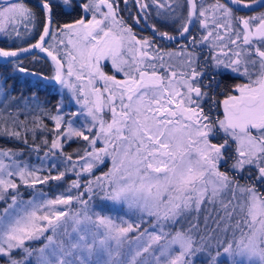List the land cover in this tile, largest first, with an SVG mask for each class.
<instances>
[{"label": "snow or ice", "instance_id": "snow-or-ice-1", "mask_svg": "<svg viewBox=\"0 0 264 264\" xmlns=\"http://www.w3.org/2000/svg\"><path fill=\"white\" fill-rule=\"evenodd\" d=\"M119 2L78 0L76 7L82 8L85 15L90 13L91 19L81 17L60 25L55 21L53 6L72 8V0H40L39 12L43 16L38 40L27 47H0V62L10 65L13 72L39 75L41 79L45 77L25 67L21 57L37 49L46 53L54 65L55 75L51 79L68 88L76 103L82 105L80 113L70 114H62L61 106L57 105L53 114L31 103L34 96L11 95L7 78L0 81V139L28 146V133H32L31 151L38 154L41 147L45 149L43 157L37 155L41 161L37 166L19 158L23 156L22 149L0 148V201L6 197L11 200L0 210V262L33 264L35 258V264H138L141 252L159 245L153 254L154 264H189L186 258L198 250L193 235L197 226L185 229L181 225L175 232L164 229L181 224L190 210L199 209L205 200L213 201L227 190L233 193L237 204L232 212L226 211L228 222L222 230L227 232L231 228L232 239L218 242L217 249L222 248L223 253L217 250L209 260L218 264L221 255H230L233 264H237V256L247 258V264H264V194L255 187L264 185V12L249 17L235 14L237 6L251 8L258 0L248 3L245 0L212 3L134 0L140 14L134 17L137 23L148 20L150 7L156 9L157 23L149 25L153 35L139 39L118 16ZM260 3L264 4V0ZM36 20L37 10L26 0L0 3V33L5 36L12 32L21 36L18 26L23 27L25 34L30 33L32 29L28 25L32 24L34 29ZM197 21L203 29H210L199 40L191 35V26ZM173 25L174 35L165 30ZM58 36L66 37L67 41L60 39L57 43ZM213 36L221 42L225 36H234L235 39L229 38L228 45L236 47V51L231 47L224 51L227 45H212L220 49L212 56L214 70L248 80L234 85L239 95H229L223 101L224 119L215 120L210 115L211 107L208 113L203 107L205 99L215 103L212 97L215 76L205 83L203 77L207 73L197 70L198 54L188 50ZM157 39L181 41L180 51H165L156 46ZM58 45L64 46L62 55L58 54ZM150 52L155 55L150 57ZM165 56L169 61L179 58V67L185 70H171L177 65L166 63ZM102 60H110L114 72L122 73L124 79H117L116 74L108 75ZM73 76L78 82L86 80L87 92L83 84L77 87L69 79ZM96 82H103L102 88L95 87ZM84 109L85 121L77 127L76 121ZM106 110L111 113L110 122L104 118ZM37 111L50 119L54 127L42 125L41 117L34 115ZM40 127L53 134L50 142L45 137L40 144L35 143V132ZM73 138L86 142L87 146L65 152ZM230 142L236 145L234 156L230 154ZM98 143L103 146L97 147ZM105 156L112 158V169L95 181L89 180L86 191L93 194L95 186L98 189L95 195L103 200L126 203L130 209L154 216L160 226L159 234L147 229L140 233V237L147 236V244L134 253L123 252V242L129 233L139 231L140 222L116 223L109 216L91 212L92 195L84 200L83 193L75 197L70 194L72 189L80 188L81 174L91 173L95 165L104 162ZM229 159L233 161L230 169L221 171L220 166ZM60 164L65 169L52 175ZM44 171L48 174L41 175ZM68 172H73L77 179L64 194L47 198L46 193L39 191L28 200L21 198V186L35 190L38 185L62 181ZM245 172L252 185L239 183L236 174L243 178ZM74 201L82 206L81 211L69 213L59 208L70 207ZM68 219L73 221L78 238L65 245L55 237ZM84 221L92 226L91 241L79 235L80 229L75 227ZM48 232L52 234L46 235ZM41 238L46 240L42 247L26 246V242Z\"/></svg>", "mask_w": 264, "mask_h": 264}, {"label": "trees", "instance_id": "trees-1", "mask_svg": "<svg viewBox=\"0 0 264 264\" xmlns=\"http://www.w3.org/2000/svg\"><path fill=\"white\" fill-rule=\"evenodd\" d=\"M212 1L213 0H207V3H212ZM246 1H249V0H246ZM77 2L78 0H72V5H73L72 8H64L59 4H54L53 13L55 15V21L59 22L60 24H63V22L73 21L74 18H77L78 16L80 17L81 13L83 14L84 11L82 10V8L76 7ZM79 2L82 3L83 0H79ZM181 2H183V0H181ZM26 3L30 7L37 10V20L35 21V25H36L35 28L33 29L32 24H29L28 27L29 29H32V31L28 34H25L23 27L18 26L19 31L21 32V36L17 37L14 32H12L10 36H5V35L1 36L0 37V47L14 49L15 47L26 46L28 43H31L32 39L34 38L33 36L34 34L39 37V34L42 32L43 14L39 12L40 0H26ZM103 10H106V9H103ZM148 11L151 13V15L149 16L147 21L150 22L151 24L157 23L156 16H155V11H156L155 7L154 6L150 7ZM186 12H187V9L185 8L184 9L185 15H186ZM138 15L140 14L137 12V6L134 3V0H127V4L124 3V0H120L118 16L123 18L125 24L131 27L132 31L135 30L136 25H137V22L135 21L134 17ZM167 31L171 33L174 32L173 30H167ZM152 35L153 34L151 31V28H149L148 36L151 37ZM158 42L159 40L157 39L156 44ZM170 46L171 44L167 48L163 47V49L167 51V49ZM3 65L4 64L0 62V81H2L4 78H7V83L9 86H11V89H10L11 95H14V96L23 95L25 98L34 96L36 102L33 103V101H31V103L39 104L42 109L51 110L53 114L56 113V106L58 104L57 103L58 99L55 96V94L50 93L47 90L43 91L41 90V88L31 86V84L28 83V77H27L28 75L23 74V78H22L19 73L13 72L9 68H4ZM230 80H231V76L227 74L225 76L226 84L230 85L229 84ZM34 115L41 117L42 125L47 126V128L54 127V123L50 119L43 117L40 112L37 111L34 113ZM20 119H24L23 116H21ZM41 121H38V123H40ZM29 127H32L31 120L29 121ZM45 137L50 142L51 139L53 138V134L51 132L46 131L43 127L37 128L35 132V143L40 144L41 140ZM73 140L76 141L77 139L73 138ZM32 142H33L32 133H28V146H25L24 144L19 143L18 141H14V140L10 141L8 139H0V148L22 149L23 156L19 158L28 160L29 163L39 166L41 161L37 158V155H39L40 157H43L45 149L41 147V150L38 154L31 151ZM77 142L79 144H75L71 142L70 145L65 148V152H72L74 149L83 148L87 146L86 143H84V141L82 140H78ZM80 155H83L82 151L80 152ZM73 159L74 160L76 159L75 155L73 156ZM106 165H107L106 162L95 165L93 167L92 172L88 173L89 176H86L84 175V173H82L80 176V185H81L80 188L72 189L70 194L77 196L79 193H83L84 195L82 198L84 200H88L89 195H92V199L89 201V207L91 209V212L96 211L100 215L109 216L116 223H120L121 220L127 221V217L130 215H133L134 213L127 212V214L125 213L123 214L125 210L123 209L124 205H112L109 200H103L100 196L95 195V192L98 191V189H96L95 186H94L93 194H89L85 189V185L87 184L89 180L95 181V178L97 176H100L101 173L105 171ZM47 166H48L47 162H45V168H47ZM68 167H71V165H68ZM227 168L230 169V167H227ZM64 169H65V165L60 164L58 169L52 172V175H55L57 174L58 171H63ZM76 171L77 172L80 171L79 164L76 165ZM248 171L254 172L253 169H249ZM47 174H48L47 171H44L41 173V175H47ZM244 176H247V172H245ZM76 179L77 177L73 172H68L67 176L64 178L65 180L64 183L62 181H50L48 184H45L42 186L38 185L35 190L25 187V186H21L19 191L21 193V198H23L24 200L30 199L33 196L34 192H39V191L46 193L47 198H52L50 196L56 194L57 193L56 190L58 192L61 191L63 193L69 188L71 182ZM239 182L241 183L244 182L246 184V183H250L253 181H249V180L244 181L243 179H240ZM10 202L11 200L9 197H6L5 200L0 201V210L4 209L7 206V204ZM66 207L67 208H65V210L69 211V213L81 211V208H82V206L78 202H75V201L72 203L70 207L69 206H66ZM200 212L202 211L198 212L197 219L198 217H202L203 213H200ZM136 215L137 214H134L133 217H135ZM138 218L141 224L146 223V221L151 222V219L148 216L145 218L144 215L142 214L138 215ZM93 219H95V217H93ZM209 221L215 222L214 220H210V219ZM75 227L80 229L79 235H85L86 238L89 241H91L92 226L90 223H88L87 221H84L80 225H75ZM66 228H67V234H64L65 228H62L61 230L58 231L59 235L55 237L60 240H63L65 245L75 242L76 239L78 238V233L76 231H73L74 224L72 220L70 224L68 223ZM209 228H213V225L210 224L208 226V230ZM167 230L170 231L171 229L168 228ZM200 232H201L200 234L207 233V231H204V230H200ZM46 235H50V232H48ZM216 235L218 236L217 238L211 239L209 240V242L205 244L198 241V239L195 240L198 250L192 255H190L189 257H187L186 259L188 261H192L193 264H211L209 260V256L210 255L215 256L217 250L221 252L222 248L217 249V244L220 241H224L229 236L227 232L223 231L222 228L220 227ZM138 236H140V234L135 235L133 232L129 233L127 239L124 240L123 242L122 251L125 253H128L129 251H131L134 253L135 251L140 250V248H142L143 246H146V243L143 242L142 240H136V237ZM162 242L164 241H161L160 243L162 244ZM44 243H46V240L44 238H41L40 240H37V241L26 242V246H29L32 248H39V247H42ZM158 247L159 245H153L151 248H149L147 252H141V255L137 257L138 264H154L153 254L156 253V250ZM227 260L228 259L226 256L221 255V257L218 260V264H228ZM0 264H3V262H0ZM33 264H35V258H33Z\"/></svg>", "mask_w": 264, "mask_h": 264}, {"label": "flooded vegetation", "instance_id": "flooded-vegetation-1", "mask_svg": "<svg viewBox=\"0 0 264 264\" xmlns=\"http://www.w3.org/2000/svg\"><path fill=\"white\" fill-rule=\"evenodd\" d=\"M246 2H249V1H246ZM259 9L260 10H254V11H250V12L237 10L235 12V14L237 16H241V17L257 16L260 13H262V11L264 10V4H262L259 7ZM81 17H85L86 19H91V14L89 13V14L85 15V13H83V14L81 13L80 17L78 16L77 18H74L73 21L63 22V24L64 23H72L75 20L80 19ZM57 23L60 24L59 22H57ZM196 23H194L191 26V35L195 36L196 39L199 40L201 38V36L206 35L207 31L210 29H207V30L203 29L200 24H198V23L196 24ZM60 25H62V24H60ZM149 25H151L150 22L141 19L140 22L137 23L136 28L133 31V33L136 34L138 39L141 37H150V36H148V29L150 28ZM173 27H174V25L168 27L165 30H173ZM172 34L174 35L175 33L172 32ZM220 34L222 36L224 35L223 30H220ZM33 36H34V38L32 39L31 43H35L36 40L39 38L35 34ZM60 39H65V41H67L66 37L58 36L56 42L58 43V41ZM233 39H235V38H233ZM226 40H227V42H226ZM183 42L187 43L186 40ZM31 43H28L26 46H22V47H27ZM180 43H181V41H179V40H177L175 42H166V41L159 40V42L156 44V46H159L161 48H163V47L167 48L171 44V46L167 49V51H172L174 49L179 50L180 49V47H179ZM221 43H223L224 45H227V47L224 48V51H228L229 47H231L233 49V51H236L235 46L228 45V36H227V38H224V40L222 42L216 41L214 36H213V37H210L209 40L207 42H204L202 45H198L195 48L189 47V49H188V50L194 51L198 54L197 70L198 71H204L205 73H207V75H205L203 77V81L205 83H207L213 76H215V80L213 81V90H212V97H213V100L215 101V103H213L212 100H208V99H205L203 101V107H204V110L206 113H208L209 108L211 107L210 115L213 117L214 120L216 118L224 119L223 101L229 95H235V96L239 95V92L234 89V85L248 83V80L246 77L239 76V77L234 78V74H232L230 72H224V71L216 72L214 70L212 56H213V54L218 53L220 51V49H219V47L214 48L212 45L213 44L219 45ZM240 43H241V41H237V44H240ZM58 47H59V53L58 54L62 55L63 51H64V46L58 45ZM15 48H17V47H15ZM154 55H155V53H151V52L149 53L150 57L154 56ZM33 56L38 57V59L33 60L32 59ZM129 56H130V54H129ZM21 60L23 62V65L25 67H27L30 71H35V72L41 73L43 75V77H52L55 74L53 62L43 52H40V50H38V49L32 51L29 54H25L24 56L21 57ZM153 62L157 63V66L159 67L158 62H156V61H153ZM169 62L172 63L171 61H169ZM169 62H166V63H169ZM101 65L103 67V70L108 75L116 74L117 79H124V76L122 73L117 74L114 72V70L112 69L110 60H102ZM176 65H177V67H175L171 70H174L177 72L185 70V69H182L181 67H179L178 63ZM76 66H78V64ZM3 67L9 68L11 71H13L12 67L8 64H4ZM66 67H67V65L65 64V68ZM19 74L23 78V74L22 73H19ZM160 74H162V75L164 74L163 70H161ZM227 74H229L231 76V80L229 82L230 85L226 84V82H225V76ZM27 77H28V83L31 84V86H33V87L35 86L37 88H41V90H43V91L47 90L48 92L55 94V96L58 99L57 105H59L61 103L60 105H61V107H63L62 113H68V111H66V109H65L67 106V103L66 104L62 103V102L59 103V98H61L62 101L65 102L68 92H69L68 93V99H72L73 102H75V104H74L75 109H73V111H75L77 113L81 112L82 105L76 103V97L72 94V92L70 90H68V88L62 87L58 82L55 84H53L51 82H45L44 83L42 81V79L40 78V76H34V78H31L30 76H27ZM253 79H255V77H253ZM74 83L77 84V87H79L81 84H83L85 86V91L86 92L88 91L89 86H87V84H85L84 81L78 82L75 80ZM102 84H103V82H96V84L94 86L97 88H102ZM217 84H218V86H217ZM64 88L67 89V91ZM89 99H94V97H89ZM117 108L119 110L118 104H117ZM83 111H84V114L80 115V120L83 119L82 121H85L86 109H84ZM104 118L107 121L111 120L110 111L106 110V114H105ZM77 141H78V139L76 141L73 140L72 143L79 144ZM213 142H217V141H213ZM84 143H86V142H84Z\"/></svg>", "mask_w": 264, "mask_h": 264}, {"label": "rangeland", "instance_id": "rangeland-1", "mask_svg": "<svg viewBox=\"0 0 264 264\" xmlns=\"http://www.w3.org/2000/svg\"><path fill=\"white\" fill-rule=\"evenodd\" d=\"M209 2H211V1H209ZM212 2H213V1H212ZM262 12H264V10H263ZM197 23L199 24L198 21H197ZM197 23H196V24H197ZM4 35H5L4 33H0V37H1V36H4ZM224 38H227V36H225ZM229 38L233 39V38H235V37H234V36H232V37H228V40H229ZM226 42H227V40H226ZM172 51H180V49H179V50H175V49H174V50H172ZM178 60H179V58H176V59L171 60V62H172V64H175V65H176V64L178 63ZM165 62H169V58H168L167 56H165ZM178 65H179V64H178ZM76 68L78 69V66H76ZM69 79H70L73 83L75 82V76H73V77H71V78H69ZM84 82H85V84H87L86 80H85ZM95 84H96V83H95ZM65 88H66V87H65ZM65 88H64V89H65ZM65 90L67 91V89H65ZM68 90H69V89H68ZM68 93H69V92H68ZM68 93H67V97H66L65 102H63L62 99L59 98V103H60V102L65 103V104L67 103V106H66L65 109H66V111H68V113L70 114V113L75 112V111H73V109H75V107H74L75 102H73L72 99H68ZM35 102H36V100L33 101V103H35ZM60 104H61V103H60ZM60 104H59V105H60ZM60 106H61V105H60ZM61 108H63V107H61ZM62 114H64V113H62ZM23 118H24V117H23ZM82 120H83V119H82ZM82 120H80V116H79V119L76 121V125H75V126L79 127L80 123H81V122H84V121H82ZM89 120H90V118H89ZM110 121H111V120H109V122H110ZM125 135H127V132H125ZM102 146H103L102 143L97 144V147H102ZM235 147H236L235 143H231L230 154L233 155V156L235 155V153H234V149H235ZM104 162L107 163V165H106V167H105V171L102 172L101 175H100V176H97V177H103L104 174H105V173H108V172L110 171V169H112V167H113L112 158H111L110 156H105V157H104ZM232 163H233V161H232L231 159H229V160L227 161V163L222 164V165L220 166V170H221V171L228 170L227 167H230ZM100 164H101V163H100ZM226 168H227V169H226ZM84 175L89 176L88 173H86V172L84 173ZM151 175L156 176V175H159V174L152 173ZM90 176H91V175H90ZM237 177H238L239 180H240V179H243L244 181L248 180V179H247V176H244L243 178H240L239 175L237 174ZM62 182L64 183L65 180L63 179ZM137 182H139V181H137ZM105 183H107V182L105 181ZM239 183L242 184V185L245 184L244 182H243V183L239 182ZM247 184H248V185H252L253 182H250V183H247ZM255 187L259 190L260 193L264 194V185L256 184ZM153 191H155V189H154ZM56 192H57L58 194L56 193V194H54V195H51L50 197L55 198V196H57V195H59V194H64V193H65V191L62 193L61 191L58 192L57 190H56ZM71 195L74 196L73 194H71ZM74 197H75V196H74ZM109 201H110V200H109ZM229 202H231L230 205H229ZM110 203H111L112 205H124L123 209H125V210H124L123 214H124V213L127 214V212H129V213L132 212V213H134V214H137L135 217H133L134 214L128 216V217H127V222H132V223L139 222L138 215H140V214L144 215L145 218L148 216V217L151 219V222L146 221V223L141 224L139 231H133V233H134L135 235H139L141 232H144L145 229H147L149 232H156L157 234H159L160 226L157 224L156 219H155L154 216H149V215H147L146 213H142V212H140V211H139L138 209H136V208H132V209H130V208L128 207V205H127L126 203H123V202H113V201H110ZM236 204H237V201L233 198V193H232V192H229V191H227V190H225V191L221 192L220 195H219L215 200H213V201L205 200V202H203V203L201 204V206H200L199 209H192V210H190V211L187 213V215L184 217V219L181 221V224H178V225L173 226V227L171 228L170 231L175 232L177 228L181 227V225H182L183 228H185V229H187L190 225H196L197 228H196V230H195L194 233H193V235H194V239H195V240L198 239V241H200V242H202V243L205 244V243L209 242V240L218 237L216 234L218 233V229H219V227L223 229L225 223L228 222V221H227V216H226V211H227V212H232V210H233V208L236 206ZM226 205H229V206L227 207V209L225 208ZM59 208L65 210V208H67V207H66V206H59ZM199 211H202V212H200V213H203V214H202V217H198V219H197V216H198V212H199ZM95 212H96V211H95ZM96 213H98V212H96ZM245 215H246V213H245ZM222 217L224 218V220H221ZM239 218H240V216H239V214H237V215H236V219H239ZM209 219H210V220H214L215 222H211V221H209ZM218 221L220 222V223H219V226H218V224H217ZM70 222H71V219H68L67 222L64 223L63 227H61L59 230H61L62 228H66L67 225H68V223L70 224ZM62 223H63V222H62ZM140 223H141V222H140ZM231 223L234 224V223H235V220H233ZM210 224L213 225V228H209V230H208V226H209ZM66 229H67V228H66ZM167 229H168V228L166 227L164 230H165V231H168ZM59 230H58V231H59ZM200 230L207 231V233H204V234L202 233V234H200V233H201ZM244 231L247 232L248 229L245 228ZM51 234H52V233L50 232V235H51ZM227 234L229 235L228 238H227V240H231V239H232V230H231V228L228 229ZM215 235H216V236H215ZM230 235H231V237H230ZM239 235H240L239 233L236 234V238H237V239H239ZM138 237H139V239H138ZM138 237H136V240H142L143 242H145V243L147 244V239H148L147 236H144V237H140V236H138ZM55 240L58 242L60 239L55 238ZM136 240H135V241H136ZM113 243H114V242H113ZM162 243H164V242H162ZM221 253H223V249L221 250ZM224 256L227 257V259H228V260H227L228 264H233V258H232L230 255H224ZM220 257H221V256H220ZM220 257H219V258H220ZM219 258H218V260H219ZM236 261H237V264H247V258L242 257V256H237V257H236ZM189 264H193L192 261H189Z\"/></svg>", "mask_w": 264, "mask_h": 264}, {"label": "water", "instance_id": "water-1", "mask_svg": "<svg viewBox=\"0 0 264 264\" xmlns=\"http://www.w3.org/2000/svg\"><path fill=\"white\" fill-rule=\"evenodd\" d=\"M0 3H3V0H0ZM246 3V2H245ZM260 5H262L261 3H260V0H258V3H257V5L256 6H253V7H251V8H258V7H260ZM251 8H246V10H250ZM241 10V9H245V8H239L238 6H237V8H236V10ZM46 56H47V54L46 53H44ZM48 57V56H47ZM50 60H51V58L50 57H48ZM55 75V74H54ZM31 77H34L33 75H30ZM37 76H39V75H37ZM54 77V76H53ZM43 80V82L45 83V82H51V83H53V84H55V83H57V82H55L53 79H51V77H45L44 79H42Z\"/></svg>", "mask_w": 264, "mask_h": 264}]
</instances>
